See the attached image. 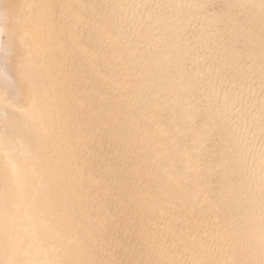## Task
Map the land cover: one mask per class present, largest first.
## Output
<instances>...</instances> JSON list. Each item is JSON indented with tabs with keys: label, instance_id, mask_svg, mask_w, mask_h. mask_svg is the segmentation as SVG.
Returning a JSON list of instances; mask_svg holds the SVG:
<instances>
[{
	"label": "bare ground",
	"instance_id": "bare-ground-1",
	"mask_svg": "<svg viewBox=\"0 0 264 264\" xmlns=\"http://www.w3.org/2000/svg\"><path fill=\"white\" fill-rule=\"evenodd\" d=\"M0 264H264V0H0Z\"/></svg>",
	"mask_w": 264,
	"mask_h": 264
},
{
	"label": "snow or ice",
	"instance_id": "snow-or-ice-1",
	"mask_svg": "<svg viewBox=\"0 0 264 264\" xmlns=\"http://www.w3.org/2000/svg\"><path fill=\"white\" fill-rule=\"evenodd\" d=\"M7 51L4 54V59L0 60V81H2L6 86L12 85V79L10 76L9 62L7 59Z\"/></svg>",
	"mask_w": 264,
	"mask_h": 264
}]
</instances>
